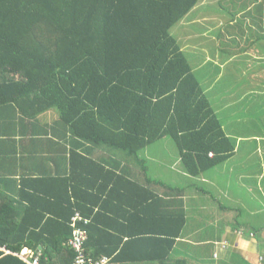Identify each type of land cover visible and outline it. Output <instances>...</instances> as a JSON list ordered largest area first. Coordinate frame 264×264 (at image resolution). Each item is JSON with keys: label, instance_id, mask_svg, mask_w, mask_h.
<instances>
[{"label": "trees", "instance_id": "obj_1", "mask_svg": "<svg viewBox=\"0 0 264 264\" xmlns=\"http://www.w3.org/2000/svg\"><path fill=\"white\" fill-rule=\"evenodd\" d=\"M242 3L246 16L235 21ZM220 14L226 16L223 33L212 29ZM226 34L235 39L230 43ZM190 41L221 42L238 59L219 81L211 62L196 74L193 54L184 49ZM207 83L221 85L226 96L212 99ZM47 113H57L56 122L40 124ZM240 120L262 138L263 152L264 0H0V122L13 130L12 143L36 128L31 134L39 140L59 139L37 147L39 155L55 146L62 151L53 161L40 158L41 167L55 169L29 177L34 198L24 214L0 192V264L33 258L40 264H77L80 258L109 264L111 255L93 241L104 216L102 199L137 189L147 204L163 201L151 187L159 184L168 206L182 205V188L163 183L173 177L167 166H179L180 179L193 181L215 172L235 156L237 140L226 132ZM152 154L159 176L151 172ZM75 232L83 235L79 248ZM23 249L29 250L25 257ZM236 259L229 263L244 264Z\"/></svg>", "mask_w": 264, "mask_h": 264}, {"label": "crops", "instance_id": "obj_2", "mask_svg": "<svg viewBox=\"0 0 264 264\" xmlns=\"http://www.w3.org/2000/svg\"><path fill=\"white\" fill-rule=\"evenodd\" d=\"M244 4L237 6V11L233 13L235 21L246 16V9H242ZM220 16H216L212 29L223 33L227 28L226 16ZM246 20L248 23L249 20ZM250 27L252 28V25ZM211 33L216 36V33ZM226 37L230 43L235 39L231 34H226ZM191 42L194 46L191 47L189 43L184 49L193 54L196 74L203 75L207 72L208 63L211 62L218 70V75L222 76L221 71H227L228 64L233 59H238L236 56L227 55L221 48V42L214 48V57L209 54L207 43ZM223 44L227 46L229 42ZM189 59L191 60L190 55ZM248 65L242 64L244 67ZM203 86L207 87V93L227 91L221 85ZM240 89L246 90V93L253 90L248 85H243ZM55 116V113L42 115L40 124L55 123ZM236 123L226 132L227 136L237 140L235 156L215 172L204 174L193 181L194 179H188L184 174L180 179L177 170H174L176 166H167L171 171L170 176L173 177L162 182L166 187L182 188V205L168 206L164 201L167 196L159 184H152L151 187L164 198L163 201L156 200L147 204L142 196H139L141 192L137 189L131 192L132 196L121 190L119 196L112 193L114 196L107 195L102 199L104 216L98 217V228L95 230L93 227L94 232H100L98 238L93 241L99 251L111 255L109 257L112 261L109 264H160V259H165L169 264H230L229 262L237 260L236 256L242 257L244 264H264V151L262 152V144L259 143L262 138L247 133L248 127L243 120ZM35 130L36 128L28 129L27 136L22 140L14 136L13 139L19 141L12 143L8 137L13 130L0 122V192H4L14 203L21 204V214H24V206H30L34 198V183L28 180L29 177L37 178L42 169H55L52 166L41 167L40 158L44 156L45 159L51 158L53 161L62 154L61 149L55 146L50 149L52 152L49 154L39 155L40 150H37V147L47 148L49 144L58 143L59 139L55 138L52 142L39 140L31 134ZM38 140L40 142L31 145V142ZM154 156L147 155V158L150 163H156L153 167H156L157 172L154 169L151 172L154 176H159L160 163ZM239 156L246 158L243 165H233L232 161ZM16 158L23 162L21 166L13 161ZM258 158H263V161L260 167L255 169ZM124 165L125 161L121 167ZM21 169L29 175L27 180L23 177ZM195 186L198 188L193 189ZM201 187V192H198ZM205 188L218 190L214 193ZM231 189H237V193ZM205 194L208 196L203 197ZM170 213L177 214L176 218L174 216L170 219L167 216ZM172 239V248H168ZM25 253H29V250L23 249L21 255Z\"/></svg>", "mask_w": 264, "mask_h": 264}, {"label": "rangeland", "instance_id": "obj_3", "mask_svg": "<svg viewBox=\"0 0 264 264\" xmlns=\"http://www.w3.org/2000/svg\"><path fill=\"white\" fill-rule=\"evenodd\" d=\"M195 42H199V41H195ZM192 46L191 47H193L194 46V43L192 44V42L190 41L189 42ZM188 43V44H189ZM209 44H211V43H209ZM214 46H210L209 45V54L212 56V57H214ZM200 74V73H199ZM221 76H219L218 77V79L216 80V78L217 77H215V81H219L221 78H220ZM207 85H209V83H207ZM217 94H221L222 95V98L224 97V96H226V94L225 93H223V92H217V93H215V95H214V93H212V95H211V97H213L212 99H214L215 98V96L217 95ZM258 96L256 95L255 96V98H257ZM256 100H258V99H256ZM55 119H57L58 118V115H57V113H55ZM247 133H248V131H246ZM242 141H246V140H242ZM170 157L172 156V155H169ZM166 159H168V157H166ZM244 159H246L245 157H243V156H239L238 158H235L233 161H232V164L233 165H239V166H242L243 165V163H244ZM231 164V165H232ZM243 168H245V167H243ZM180 170V168H179V166H177L176 165V168H174V170ZM157 170V169H156ZM178 170V171H179ZM243 170V169H242ZM155 172H157V171H155ZM195 188H198L197 186H195L193 189H195ZM201 190H202V187H201V189L198 191V192H201ZM205 190H208V191H210V192H217V188H205ZM233 190H235L236 191V193H237V189H231V191H233ZM206 196H208L207 194H205L203 197H206ZM257 217H258V214H257ZM262 256H264V254L262 253Z\"/></svg>", "mask_w": 264, "mask_h": 264}, {"label": "built area", "instance_id": "obj_4", "mask_svg": "<svg viewBox=\"0 0 264 264\" xmlns=\"http://www.w3.org/2000/svg\"><path fill=\"white\" fill-rule=\"evenodd\" d=\"M79 237H83V235L81 233H78V232H75L74 233V238H75V245L77 246V248H79L80 246V239ZM74 244V243H73ZM28 253H25V254H22V256H26ZM26 261H28L27 263L28 264H40L39 260L38 259H29ZM103 262H105V259H103ZM77 264H97V263H94L92 261H89V260H86L85 258H80L78 261H77Z\"/></svg>", "mask_w": 264, "mask_h": 264}]
</instances>
